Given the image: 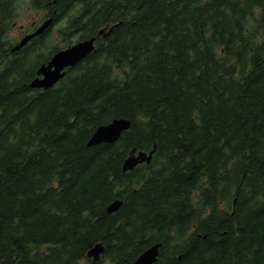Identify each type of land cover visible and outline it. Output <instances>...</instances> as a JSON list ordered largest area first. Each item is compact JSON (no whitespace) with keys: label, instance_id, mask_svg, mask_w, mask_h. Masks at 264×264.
Masks as SVG:
<instances>
[{"label":"trees","instance_id":"1","mask_svg":"<svg viewBox=\"0 0 264 264\" xmlns=\"http://www.w3.org/2000/svg\"><path fill=\"white\" fill-rule=\"evenodd\" d=\"M263 1L30 0L33 30L52 22L12 51L18 0H0V264H129L158 242L156 264H264ZM115 118L129 129L87 144Z\"/></svg>","mask_w":264,"mask_h":264},{"label":"water","instance_id":"2","mask_svg":"<svg viewBox=\"0 0 264 264\" xmlns=\"http://www.w3.org/2000/svg\"><path fill=\"white\" fill-rule=\"evenodd\" d=\"M51 22V18L44 20L34 31L26 34L22 39H20V41L15 44L11 50H19L31 38L44 32ZM106 28L108 27L105 26L104 28L100 29L97 35L108 34V30L106 31ZM95 38L96 37L93 36L88 39L76 41L68 47L62 48L55 52L47 63H43L38 67L36 71L38 76L29 83V86L32 88H43L44 90L54 86L59 81V79L64 76L66 67L77 64L91 53V51L94 49ZM129 127V119H112L110 122L98 126L90 135L87 144L96 145L104 142H113L117 140L121 133L127 130ZM153 151L154 148L148 153L139 151L137 155H129L123 164L124 170L132 169L137 163L143 161L149 163L151 161ZM121 204L122 200L115 199L107 205L106 211L108 213L115 212L119 209ZM159 246V242L149 246L144 251H142L133 262L129 264H155L158 256ZM103 250L104 246L101 243H96L91 249H89L87 256L91 257L92 261H96L99 259Z\"/></svg>","mask_w":264,"mask_h":264},{"label":"rangeland","instance_id":"3","mask_svg":"<svg viewBox=\"0 0 264 264\" xmlns=\"http://www.w3.org/2000/svg\"><path fill=\"white\" fill-rule=\"evenodd\" d=\"M40 11L33 9L30 0H18L17 15L9 31V37L14 39L12 43H16L23 32L32 31L34 20L39 16ZM108 28H106V31ZM109 259H106V263ZM84 264V262L80 263Z\"/></svg>","mask_w":264,"mask_h":264},{"label":"flooded vegetation","instance_id":"4","mask_svg":"<svg viewBox=\"0 0 264 264\" xmlns=\"http://www.w3.org/2000/svg\"><path fill=\"white\" fill-rule=\"evenodd\" d=\"M34 25V24H33ZM27 32H29V31H27ZM27 32H23L21 35H20V37L21 36H23L24 34H26ZM157 261V260H156ZM155 264H156V262H155Z\"/></svg>","mask_w":264,"mask_h":264}]
</instances>
